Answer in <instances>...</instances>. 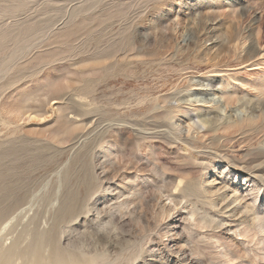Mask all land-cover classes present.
I'll return each mask as SVG.
<instances>
[{
    "label": "rangeland",
    "instance_id": "1",
    "mask_svg": "<svg viewBox=\"0 0 264 264\" xmlns=\"http://www.w3.org/2000/svg\"><path fill=\"white\" fill-rule=\"evenodd\" d=\"M260 220L264 0H0V264H264Z\"/></svg>",
    "mask_w": 264,
    "mask_h": 264
},
{
    "label": "bare ground",
    "instance_id": "2",
    "mask_svg": "<svg viewBox=\"0 0 264 264\" xmlns=\"http://www.w3.org/2000/svg\"><path fill=\"white\" fill-rule=\"evenodd\" d=\"M201 41V40H200ZM252 47V46H251ZM253 52H254V50H253ZM250 53V52H249ZM245 54V53H244ZM248 54V53H247ZM248 56L249 55H247L246 57H245V60H247L248 59ZM254 56V55H253ZM252 56V57H253ZM250 57V56H249ZM250 59V58H249ZM244 60V59H243ZM247 62V61H246ZM241 63H244L243 61L241 62ZM242 106H244V105H242ZM230 112V111H229ZM228 117V116H227ZM242 121H244V120H242ZM237 124V123H236ZM239 124L240 123H238V126H239ZM245 124V123H244ZM198 129V128H197ZM259 226H258V228H259V230H262V232L264 231V220H260L259 221ZM55 257H56V263L57 264H61L62 263V259H61V255L60 254H58L57 252L55 253Z\"/></svg>",
    "mask_w": 264,
    "mask_h": 264
}]
</instances>
